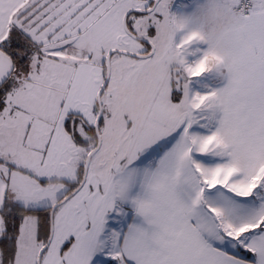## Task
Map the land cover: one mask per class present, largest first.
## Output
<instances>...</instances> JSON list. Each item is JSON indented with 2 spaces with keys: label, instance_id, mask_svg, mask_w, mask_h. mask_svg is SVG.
Segmentation results:
<instances>
[{
  "label": "snow or ice",
  "instance_id": "6c2138e0",
  "mask_svg": "<svg viewBox=\"0 0 264 264\" xmlns=\"http://www.w3.org/2000/svg\"><path fill=\"white\" fill-rule=\"evenodd\" d=\"M0 264H264V0H0Z\"/></svg>",
  "mask_w": 264,
  "mask_h": 264
},
{
  "label": "clouds",
  "instance_id": "9594fccd",
  "mask_svg": "<svg viewBox=\"0 0 264 264\" xmlns=\"http://www.w3.org/2000/svg\"><path fill=\"white\" fill-rule=\"evenodd\" d=\"M209 19H210V21H214V19H215V14L211 9L209 10Z\"/></svg>",
  "mask_w": 264,
  "mask_h": 264
}]
</instances>
